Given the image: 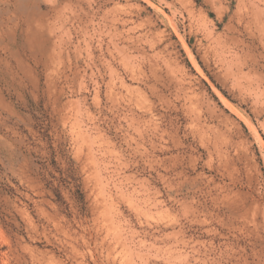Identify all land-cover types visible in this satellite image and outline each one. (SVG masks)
<instances>
[{
	"label": "rangeland",
	"instance_id": "rangeland-1",
	"mask_svg": "<svg viewBox=\"0 0 264 264\" xmlns=\"http://www.w3.org/2000/svg\"><path fill=\"white\" fill-rule=\"evenodd\" d=\"M0 264H264V0H0Z\"/></svg>",
	"mask_w": 264,
	"mask_h": 264
},
{
	"label": "bare ground",
	"instance_id": "bare-ground-1",
	"mask_svg": "<svg viewBox=\"0 0 264 264\" xmlns=\"http://www.w3.org/2000/svg\"><path fill=\"white\" fill-rule=\"evenodd\" d=\"M61 11V10H60ZM150 20V19H149ZM155 31V30H154ZM155 44V43H154ZM159 65V64H158ZM141 66V65H140ZM141 68V67H140ZM150 103V102H149ZM149 103H148V105H149ZM144 104H145V102H144ZM142 107H144V106H142ZM145 109V108H144ZM144 126V125H143ZM138 127V126H137ZM137 127H136V129H137ZM137 130H140V129H137ZM201 133V132H200ZM202 134H203V132H202ZM201 136V135H200ZM215 138H217V135L215 136ZM199 139V138H198ZM201 139V138H200ZM214 139V138H213ZM219 139V138H218ZM202 140V139H201ZM175 162V161H174ZM226 167V166H225ZM209 177V176H208Z\"/></svg>",
	"mask_w": 264,
	"mask_h": 264
}]
</instances>
